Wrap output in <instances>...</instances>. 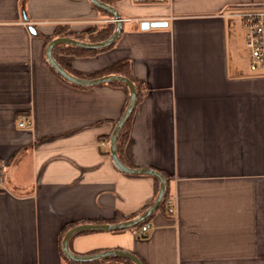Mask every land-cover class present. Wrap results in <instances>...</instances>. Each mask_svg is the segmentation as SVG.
Masks as SVG:
<instances>
[{
    "label": "crops",
    "instance_id": "0c3cea01",
    "mask_svg": "<svg viewBox=\"0 0 264 264\" xmlns=\"http://www.w3.org/2000/svg\"><path fill=\"white\" fill-rule=\"evenodd\" d=\"M100 1L122 18L114 44L59 48L55 58L84 78L130 61L144 93L123 160L168 178L176 212L155 210L145 232L76 231L69 248L125 251L142 264H264V66L251 69L236 13L264 0ZM111 22L93 0H0V264H137L63 250L74 226L128 220L157 197L153 174L123 171L111 154L126 87L76 84L47 62L59 26L80 33Z\"/></svg>",
    "mask_w": 264,
    "mask_h": 264
},
{
    "label": "water",
    "instance_id": "95a60500",
    "mask_svg": "<svg viewBox=\"0 0 264 264\" xmlns=\"http://www.w3.org/2000/svg\"><path fill=\"white\" fill-rule=\"evenodd\" d=\"M93 1L96 4L110 10V12H112V14L114 15L115 20L117 22V25H116V29L113 32V34L109 38H107L105 40L97 41V42H89V41L79 40L76 38L66 37V36L56 37L48 43L47 51H46L47 60L51 64V66L62 77L69 80L70 82H73L76 84H93V83H98V82L114 81L115 80V81H122L129 86V88H130L129 103H128L125 111L123 112L121 118L117 122L115 129L113 131V134L111 136V142H110L111 154H112V157H113V160H114L116 166L118 168H120L121 170L126 171V172H131V173L153 174L154 176H157L160 179L161 185H160L159 193H158L155 201L153 202V204L147 210H145L142 214H140L139 216H137L135 218H131V219H128V220H125L122 222H117V223L81 224V225L74 226L73 228H71L67 232V234L64 237L63 250L68 257H70L71 259L77 260V261H87V260H91L94 258L103 257V256L111 255V254H121V255H124V256H127V257L133 259L135 262H137V264H142L141 260L137 256H135L134 254L129 253V252L120 251V250L119 251L112 250L109 252H101V253H95V254H89V255H80V254H76L73 251H71V249L69 248V244H68L70 235L76 231H79V230H83V229H118V228H126V227H130V226H135V225L139 224L143 220L147 219L155 210L158 209L162 199L164 198V195L166 193V188H167L166 178L160 171L154 170L152 168H133V167H130V166H128L122 162V160L120 159L118 152H117V137H118L119 131L121 130L122 126L127 121V119L129 118V116L132 114V112L135 108V105L137 103V90H136V86H135V83L133 82V80L131 78L125 76V75L116 74V73L107 74V75L95 77V78L80 77V76H77V75L69 72L65 67H63L57 61V59L54 56L53 48L59 42H66V43L74 44V45H77V46H80L83 48H87V49L101 48V47L108 46V45L115 42V40L117 39V37H118V35L122 29L121 28V19L122 18L120 16V14L112 6L105 4L104 2H102L100 0H93ZM166 24H167V22L163 21V20H152V21L145 20L142 23V26L144 28H148L150 26H163Z\"/></svg>",
    "mask_w": 264,
    "mask_h": 264
},
{
    "label": "trees",
    "instance_id": "16d2710c",
    "mask_svg": "<svg viewBox=\"0 0 264 264\" xmlns=\"http://www.w3.org/2000/svg\"><path fill=\"white\" fill-rule=\"evenodd\" d=\"M115 29H116V23L115 22L108 23L107 25H104L100 28H90V29H88L84 32H80V33H73L69 30V28H66L65 26H62V27L59 26L56 29L55 34L48 38V42H50L56 36L73 37V38H76L79 40L97 42V41H101V40H105V39L109 38L113 34ZM113 44L114 43H112L108 46L96 48V49H87V48H83V47H80V46H77L74 44H70V43H66V42H59L54 46L53 53H54V56H56V54H55L56 50H58L59 48L63 51L74 52L77 54L95 53L97 51L107 49V48L111 47ZM47 62H48V60H47ZM50 66H51V64H50ZM55 72H57V71L55 70ZM108 73H119V74H122V75H125V76L131 78L133 80V82L135 83L136 90H137V102H139V100L143 96L144 87L140 82H138L133 77L132 69H131V63L128 59L119 60V61L115 62L113 65H111L110 67L106 68L105 70H103L101 72L96 73L93 76L96 77V76H101V75L108 74ZM57 74H59V73L57 72ZM65 80H67V79H65ZM67 81H69V80H67ZM112 82H117V83L124 85L126 87L127 92H128L127 103H126V107H127L128 103H129V99H130V88H129V86L122 81H115L114 80ZM126 107H125V109H126ZM132 115H133V112L129 116L127 121L124 123V125L122 126L121 130L119 131L118 137H117V152H118V155H119L120 159L122 160V162H124V160H123V158H124L123 149H124V146H125V143H126L128 137H129ZM118 121L119 120L115 121V125L117 124ZM154 177H155V181H156V189L155 190H156V196H157L159 193V190H160L161 182L157 176H154ZM166 181H167L166 193H165L164 198L162 199L158 209H166V202L170 198V194H169V190H168V178H166ZM140 214L141 213H135V214L126 215L124 217L126 219H131V218H135V217L139 216ZM147 220H148V218L143 220L142 222H140L139 224H137L133 227L139 228L140 226L144 225L147 222ZM133 264H135V263H133Z\"/></svg>",
    "mask_w": 264,
    "mask_h": 264
},
{
    "label": "built area",
    "instance_id": "2783aa9c",
    "mask_svg": "<svg viewBox=\"0 0 264 264\" xmlns=\"http://www.w3.org/2000/svg\"><path fill=\"white\" fill-rule=\"evenodd\" d=\"M138 1H163V0H138ZM237 15L241 17L246 28V45L250 53V67L257 70L264 66V4L249 5L238 10ZM30 122L26 117L21 118L20 125H28ZM169 213L176 212L174 200L169 198L166 202ZM149 224L141 228L147 231Z\"/></svg>",
    "mask_w": 264,
    "mask_h": 264
},
{
    "label": "rangeland",
    "instance_id": "374dc122",
    "mask_svg": "<svg viewBox=\"0 0 264 264\" xmlns=\"http://www.w3.org/2000/svg\"><path fill=\"white\" fill-rule=\"evenodd\" d=\"M245 58H246V55H245Z\"/></svg>",
    "mask_w": 264,
    "mask_h": 264
}]
</instances>
